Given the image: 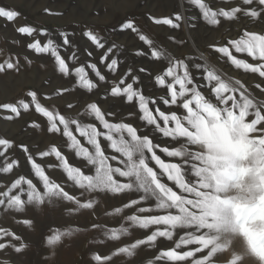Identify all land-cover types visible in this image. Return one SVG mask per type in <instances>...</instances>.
<instances>
[{"label": "snow or ice", "instance_id": "obj_1", "mask_svg": "<svg viewBox=\"0 0 264 264\" xmlns=\"http://www.w3.org/2000/svg\"><path fill=\"white\" fill-rule=\"evenodd\" d=\"M188 2L199 9L190 18L193 29L201 17L211 25H219L221 18L241 16L264 20V0H240L236 6L218 10L205 0ZM19 15L0 7V18L7 21ZM152 20L179 29L185 18L177 13ZM120 27L147 45L136 55L150 56L163 65L154 74L157 98L139 87V74L146 69L137 72L127 67L124 71L114 58L116 46H108L92 30L83 36L103 51L95 62L84 63L77 55L79 49L70 56L61 54L62 47L65 52L76 48L66 33L60 34V44L52 38L45 43L47 33L42 29L28 25L16 29L32 38L29 49L50 53L54 69L71 87L61 86L42 98L29 91L30 100L0 104V109L15 117L34 106L44 118L43 126L33 122L31 127L55 137L51 147L37 149L0 137V172L9 173L19 166L11 158L17 149L23 150L31 166L10 187L0 185V208L14 217L19 214L16 223L31 231L36 224L27 216L30 207L43 210L63 205L68 215L91 210L90 227L49 228L48 246L81 231L94 232L102 237L96 242L104 243L131 237L136 229L157 226L142 238L121 241L111 255L94 252L91 261L95 264H115L114 256L132 257L141 246L157 249L158 238L172 241L174 246L160 250L144 264H221L220 256L225 254L222 264H264V100L257 99L240 80L225 79L208 62L216 54L217 59L226 58L237 69L255 74V89L264 97V29L245 27L223 44L213 42L206 57L204 52L173 55L132 20ZM95 49L84 51L92 57ZM24 60L31 64L27 56ZM19 64V59H5L0 62V72L19 71ZM64 96L82 98L83 108L77 111L78 103L58 107L42 102ZM108 97L125 103L127 115L105 110ZM101 208L102 217L97 215ZM108 217L115 218L119 227H109ZM28 246L23 234L0 227V250L20 253Z\"/></svg>", "mask_w": 264, "mask_h": 264}, {"label": "rangeland", "instance_id": "obj_2", "mask_svg": "<svg viewBox=\"0 0 264 264\" xmlns=\"http://www.w3.org/2000/svg\"><path fill=\"white\" fill-rule=\"evenodd\" d=\"M213 10L221 8L227 9L230 6H236L240 0H205ZM0 7H6L19 12V16L14 21H7L0 18V62L5 59H19V71L8 70L0 72V104L15 103L20 99L30 100L27 97L29 91H36L38 96L51 95L61 86L71 87L67 78H61V75L54 69V58L50 53L37 54L27 47L32 41L31 37L20 34L16 29L20 26H32L38 30H44L47 35L43 37L46 43L48 38H52L58 44L62 43L61 33L68 34L75 49H69L65 52L62 47V55H71L72 51L79 49L77 55L80 61L84 63L95 62L103 50L95 49L91 41L83 36V33L89 30L98 33L107 41V45H115L114 58L120 61L121 67L127 71V67H132L137 72L139 68L144 67L146 71L140 73L141 83L139 87L146 95L157 98L159 95L158 87L154 88V74H158L163 65L153 61L150 56L136 55L137 51L146 50L147 45L138 39L135 33L130 30L121 31V25L132 20L135 25L145 34L150 35L156 43L167 49L173 55L179 56H198L192 48V44L199 45L206 53L212 51L208 45L217 42L225 43L228 39L235 37L238 30L245 27L251 30L264 29V20H251L247 17H239L235 20H225L221 18L219 25H211L201 17L195 21L198 25L195 29L190 27L191 17L199 14V9L193 7L188 0H0ZM47 10V11H46ZM181 14L185 20L179 29H172L166 25H157L152 18L171 17L174 14ZM169 37H175L170 40ZM37 39H40L38 35ZM179 40L185 43L180 45ZM95 49L93 56L88 57L87 52ZM238 56L240 54H237ZM27 56L31 64L24 60ZM215 65V69L225 79L240 80L257 99L264 100L259 90L255 89L257 76L243 69H237L226 58L217 59V55L210 57ZM69 63H71L69 61ZM107 71V69H105ZM153 74L150 78L149 74ZM113 79L115 77H112ZM76 96H64L54 98L52 101H42L45 104L52 103L58 107H66L69 103H78L77 111L83 108V103ZM105 110L123 112L127 115L128 106L119 98L108 97L103 103ZM21 116L15 117L7 110L0 109V137L11 139L14 144L28 145L33 149L51 147V141L55 139L46 131L31 127L33 122L41 123V115L34 110V106L28 112L21 110ZM5 115H13L12 120L4 119ZM12 159L18 161V167L12 172H0V185L10 187L14 179L25 175L30 170V164L26 162V157L22 149H17L11 154ZM55 174H59V170ZM35 182V181H34ZM110 210V209H109ZM91 210H81V212L68 215L64 206L45 207L43 210H37L30 207L27 216L34 218L35 231L27 229L22 224H17L16 220L19 214H9L0 208V227L11 228L17 234H23L24 242L29 246L22 252L16 253L14 250H0V264H95L91 261V255L99 252L105 255H111L115 246L121 244V241H131L134 238H142L144 232L154 230L136 229L131 237H122L121 241H105L98 243L102 239L94 232L81 231L71 237L62 238V242L56 246L46 244V236L49 234V228L56 227L63 231L67 227L87 228L94 217L90 214ZM97 215L103 216V209L97 210ZM109 227H119L115 218L108 217ZM162 227V226H161ZM183 234L182 232L180 233ZM178 238V237H177ZM158 248L150 249L147 246H141L132 257L122 254L114 256L115 264H144V262L158 255L160 250L174 246L172 241L165 238H158ZM226 255V254H225ZM225 255L220 256L221 264ZM157 264H166L164 261H158Z\"/></svg>", "mask_w": 264, "mask_h": 264}, {"label": "bare ground", "instance_id": "obj_3", "mask_svg": "<svg viewBox=\"0 0 264 264\" xmlns=\"http://www.w3.org/2000/svg\"><path fill=\"white\" fill-rule=\"evenodd\" d=\"M192 48L193 50H195L196 53H198V55L201 53V52H204L206 57H207V53L199 46V45H196V44H192ZM208 62L215 68V65L213 64V62L211 61L210 57H208Z\"/></svg>", "mask_w": 264, "mask_h": 264}]
</instances>
